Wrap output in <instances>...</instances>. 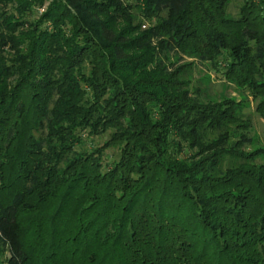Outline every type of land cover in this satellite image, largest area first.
<instances>
[{"label":"trees","instance_id":"1","mask_svg":"<svg viewBox=\"0 0 264 264\" xmlns=\"http://www.w3.org/2000/svg\"><path fill=\"white\" fill-rule=\"evenodd\" d=\"M44 2L0 0V264H264V146L183 61L264 119V0Z\"/></svg>","mask_w":264,"mask_h":264},{"label":"rangeland","instance_id":"2","mask_svg":"<svg viewBox=\"0 0 264 264\" xmlns=\"http://www.w3.org/2000/svg\"><path fill=\"white\" fill-rule=\"evenodd\" d=\"M53 0H45L44 4L39 8H33V17L37 19L43 15L50 3ZM228 4V11L232 17H237L239 14V8L242 5L243 0H226ZM100 3V2H98ZM12 6L2 8L0 14L8 11L11 14ZM99 10V9H98ZM102 13V12H101ZM139 13V12H138ZM109 15V14H108ZM101 16V14H100ZM102 19H106L101 16ZM112 24L117 30L124 32L129 37L136 38L141 33L149 28L152 24V20H140L139 16L133 18H115L111 19ZM48 23V22H47ZM46 26H49L48 24ZM140 26V27H139ZM139 27V29H138ZM185 62L194 63L191 76H190V90L199 95V97L210 103L223 102L228 100H234L241 103L240 116L244 120H249L251 123V133L253 143L251 146L246 147L245 150L249 151L257 147L264 146V119H262L256 113L257 101H254L246 90H241L233 82L226 81L221 75L217 74L212 68L210 63H196L192 59H184ZM83 72L88 75V68L84 67ZM107 135H103L99 138H95V145L101 146L107 139Z\"/></svg>","mask_w":264,"mask_h":264}]
</instances>
